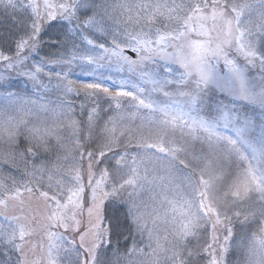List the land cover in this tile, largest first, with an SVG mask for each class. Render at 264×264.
Returning <instances> with one entry per match:
<instances>
[{
    "label": "snow or ice",
    "instance_id": "obj_1",
    "mask_svg": "<svg viewBox=\"0 0 264 264\" xmlns=\"http://www.w3.org/2000/svg\"><path fill=\"white\" fill-rule=\"evenodd\" d=\"M0 8L12 10L13 23L22 31L14 56L0 49V62L9 69L27 59L26 50L37 48L45 23L52 27L51 22L67 21L60 27L67 28L74 47L73 38L84 30L111 36L110 42L83 36L89 49L62 58L64 63L79 59L91 66L81 71L92 79L78 83L68 73H56L59 102L54 107L40 104L41 113L51 114L50 123L47 116L41 119L30 111L13 115L14 99L0 104V142L8 145L0 169H15L7 179L0 178V216L7 222L6 227L0 223V249L15 253V264H64L61 253L67 264H132L135 256L160 252L170 253L166 259L171 264H194L200 251L186 246L188 238L210 225L211 240L203 251L208 264H225L235 235L228 215L234 206L255 193L264 219V0H43L42 6L35 0H0ZM17 9L26 14L30 9L31 14L21 19L15 16ZM108 21L115 24L111 30ZM249 67H259V83L246 75ZM105 68H126L130 76L117 82L100 71ZM34 69L22 75L35 81L45 69L42 63ZM109 80L111 84L105 83ZM216 92L230 97L232 109L213 106ZM72 93L83 94L79 110L86 119L75 116ZM237 102L261 109L255 138L248 135L253 121L237 123ZM103 114L107 119L101 125ZM28 115L39 123L30 122ZM186 135L207 145V152L203 147L197 152L183 140ZM121 146L124 152L117 151ZM129 147L139 150L130 159ZM233 166L238 179L220 196L216 182ZM214 167L219 176L213 174ZM25 177L31 179L22 182ZM146 186L164 193L183 187L191 196L178 200L154 195L149 204L141 199ZM33 200L41 210L30 208ZM10 204L19 214L6 215ZM110 204L125 209L122 223L105 225ZM160 208H165L163 216ZM233 214L242 215L238 208ZM161 219L171 225L163 235ZM221 226L223 243L217 235ZM40 232L47 239L46 257L42 240L32 245L33 253L40 249V259L30 260L26 248ZM68 232L73 235H64ZM252 243L264 250V239L254 235Z\"/></svg>",
    "mask_w": 264,
    "mask_h": 264
},
{
    "label": "trees",
    "instance_id": "obj_2",
    "mask_svg": "<svg viewBox=\"0 0 264 264\" xmlns=\"http://www.w3.org/2000/svg\"><path fill=\"white\" fill-rule=\"evenodd\" d=\"M100 2V0H97ZM109 4H115L123 2V0H107ZM11 11H4L0 8V49H2L6 54L15 55L16 47L15 41L19 34H22L17 26L13 23V17L11 16ZM119 10H117L118 14ZM31 14V10H28V13L17 9L15 16L21 19H26L27 15ZM54 26L49 27L45 23L42 32L39 37V45L35 50L28 49L23 55L27 57L26 60L21 64H17L15 69H9L4 66V62L0 63V96L10 97L9 94H12V98L17 100H33L46 103L49 105L55 106L59 102V99L62 96L60 89L55 87L57 83L56 73H68L69 79L82 78L85 74L81 71L82 67L89 68L88 65L82 64V62L77 59L72 64L64 63L63 59L70 58L72 53L75 52L77 56L84 54V49L90 47L86 41L83 39V36H88L98 40L99 42H110V35H101L99 32H95L91 29L84 30L81 36L74 37L75 47L71 41L67 39V28H61L60 24L67 25V21H54L51 22ZM76 21H73L75 24ZM109 30L115 27V24L112 21H108ZM123 28V25L120 26ZM79 31V30H77ZM9 49L11 51L9 52ZM42 63L44 65L45 71L37 74V79L35 81L30 80L27 76L22 75L25 72H34V65ZM22 71V72H20ZM108 71V70H106ZM105 72V71H104ZM258 83L260 78H258ZM226 94L221 92L214 93L213 96V106H227L232 108L230 101L227 102L226 99L222 100ZM222 96V97H221ZM160 99H165L160 96ZM71 101L76 106L75 116L80 119H86L82 116L79 106L81 102L85 99L83 94L77 96L75 93L70 95ZM181 99V98H177ZM51 102V103H50ZM248 105V104H247ZM107 107V104L104 105ZM238 109H235V113L240 111L244 116L251 114L252 112L247 111L245 103L239 104ZM252 117V116H251ZM249 117V118H251ZM107 119V114L102 115L100 124L103 125L104 120ZM255 120V125L257 126ZM138 124V120L136 121ZM21 143H23V138H21ZM201 144V143H200ZM196 146V145H195ZM8 145L6 143L0 142V156L5 154ZM124 146H121L117 151L124 152ZM129 153V159L132 155L136 154L139 150L135 147H129L127 149ZM70 162V161H69ZM39 163V161H37ZM103 167V165H101ZM85 174H87V161L84 162ZM15 169L11 168L9 165H4L3 169H0L1 177L7 179L8 172H14ZM214 174V173H213ZM19 180V176H17ZM238 179V174L236 168L233 166L231 170L228 168L224 169V175L216 182L218 188V195L222 196L223 191L226 190L230 185L234 184ZM29 180V177H25L26 182ZM11 182V180H9ZM238 208L242 215L237 218L233 211ZM125 209L120 204H110L107 209V217L104 221L105 225L111 221L115 223L119 220L123 222ZM233 211L228 213L232 217L231 225L234 229V240L231 243L229 251L225 254V264H258L259 261L264 260V250L261 249V246L258 243H252L254 235L260 239H264V232L261 231L264 228V219L261 218L259 213V203L256 200V194L252 193L251 198H247L243 201L238 202ZM255 212V215L252 213ZM247 215V221L244 220V216ZM150 223V221H149ZM228 225V221H225ZM151 224V223H150ZM166 228L171 230V225H166ZM225 234V228H220ZM212 229L208 225L207 228H201L198 230L195 237L190 236L187 241V247L189 249H197L200 251V256L195 258L194 264H208V255L203 251V248L206 246L207 242L211 240ZM241 237H244L243 247L239 245ZM124 238L120 237V244H124ZM129 245L131 241L128 242ZM223 243V241L221 242ZM116 245V237L113 236V247ZM249 247L253 251L249 252ZM0 264H15V253L7 252L4 249H0ZM125 251V249H121ZM148 251V250H146ZM164 257L160 254L156 256V264H171V261L167 260L166 257L170 255L169 252H162ZM111 252L108 253V256L111 257ZM147 255L135 256L132 258V264H144Z\"/></svg>",
    "mask_w": 264,
    "mask_h": 264
},
{
    "label": "rangeland",
    "instance_id": "obj_3",
    "mask_svg": "<svg viewBox=\"0 0 264 264\" xmlns=\"http://www.w3.org/2000/svg\"><path fill=\"white\" fill-rule=\"evenodd\" d=\"M35 2L39 3L41 6L43 5V0H35ZM87 49H89V47L84 49V52ZM239 63L243 64L244 61L240 60ZM220 66L222 68L223 64H221ZM90 67L91 66H89V68ZM147 67L151 68V67H153V65H151L149 63V64H147ZM106 70H108V71H106ZM100 71L105 76H111V77L115 78L117 80V82L121 78H128L130 76V74L128 73L126 68H125V71H123V72H117L114 69H108V68L101 69ZM20 72H22V71H20ZM246 75L250 79H252L255 82H257L258 81L257 77L260 78V69H259V67H256V68L249 67V68H247L246 69ZM91 79H92L91 77L85 75L84 77L78 78L75 81H77L78 83H83V82H90ZM72 80H74V79H72ZM105 83L111 84V81L110 80L109 81H105ZM223 94H226V93H223ZM10 99H14L15 100V111H13V113H12L13 115H16L18 117L25 116L30 111L31 113H39L41 119H43V118H45L47 116L48 117V122L49 123L51 122L52 117H51L50 113H41L40 112V104L42 102H39V101L37 102L36 101V103H32L33 100H27V103H25L26 100H17V99L12 98V97L0 96V104H7ZM224 99H226L227 102L230 101V97L227 94L225 95V97L222 98V100H224ZM241 103H245V102H237V106H239V104H241ZM245 104H246V107H247V111L249 113L252 112L251 114H249L247 116H244L242 113H240V111H238L236 113L234 112L233 115L235 116L236 114H238L239 119L237 120V123H242L245 119L253 121L252 130L249 132L248 135H249V138H255L258 135V133H259V125L262 122L261 109L258 106H255V105H247V103H245ZM49 107H53V106L49 105ZM236 108L238 109V107H236ZM229 109H232V108L229 107ZM249 117H251V118H249ZM27 118L29 119L30 122L39 123V121L36 119V117L34 115H28ZM255 120L256 121L258 120L257 126L255 125ZM139 123H140V121L138 120V124ZM221 126H223V121H221ZM176 138L180 139V133L179 132L176 133ZM183 140L187 141L189 145H196L195 149H196L197 152H199L201 147H203L204 150L207 152V145H201L199 141L193 140L190 136L186 135L183 138ZM209 158L213 159V160L215 159L214 157H209ZM213 173H214V175L219 176L220 175V170L214 167L213 168ZM0 178H3V177H1V175H0ZM30 179H31V177H29V180ZM45 180H46V177H45ZM84 182H85V184L87 183V174L84 175ZM8 183L11 184L10 181H8ZM88 194L90 195V192ZM154 195H159L161 197V199H162L163 195H167V197L169 199L176 198V199L179 200V199H189L190 196H191V193H190V191L186 190L183 187H173L171 190H169L166 193H164V192H162V190L159 187L146 186L145 190L141 194V199L144 200L145 202H148L149 204H151V198ZM157 206L159 207V201L157 202ZM30 208L34 209V210H41L42 209V205H40L38 201L33 200V201L30 202ZM160 211H161V215L163 216L165 208H160ZM14 214H19V212L13 205L10 204L6 215L12 216ZM149 221L151 223V220H149ZM0 223L4 224L5 227L7 226V222L3 221V217L2 216H0ZM158 224H159L160 234L163 235L164 230L166 228V224L163 223L162 219L160 221H158ZM225 225H227V224L225 223ZM222 227H224V226H221L220 228H222ZM220 228H218V230H217V235L219 236L220 242H222L224 234H223V232H222V230ZM57 231L63 233V229H59ZM64 235L71 237L73 234L71 232H68V233H64ZM42 240H43V242L45 244L43 255L46 257V254H47V247H46L47 239H46L45 234L40 232L35 237L32 238V243L29 244L27 246V248H26V252H27V255H28L30 260H38V259H40V256H41L40 249L37 248L36 252L33 253L32 245L33 244H39ZM78 243H79V241L77 240V244ZM159 254L162 257H164L162 252H160ZM217 254H219V249L218 248H217ZM54 255H55V252H54ZM156 256L157 255L148 256L146 258L144 264H156V262H155ZM60 259L62 261H64V264H67V260L63 256L62 253H61ZM45 264H46V261H45ZM160 264H162V263H160Z\"/></svg>",
    "mask_w": 264,
    "mask_h": 264
},
{
    "label": "water",
    "instance_id": "obj_4",
    "mask_svg": "<svg viewBox=\"0 0 264 264\" xmlns=\"http://www.w3.org/2000/svg\"><path fill=\"white\" fill-rule=\"evenodd\" d=\"M126 54L130 55L133 59L136 58V54H134L133 52L127 51Z\"/></svg>",
    "mask_w": 264,
    "mask_h": 264
}]
</instances>
